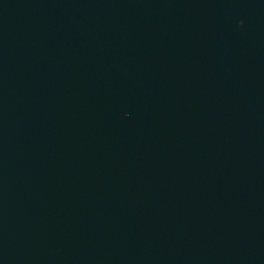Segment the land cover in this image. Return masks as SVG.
<instances>
[{"label": "water", "instance_id": "obj_1", "mask_svg": "<svg viewBox=\"0 0 264 264\" xmlns=\"http://www.w3.org/2000/svg\"><path fill=\"white\" fill-rule=\"evenodd\" d=\"M0 264H264V0H0Z\"/></svg>", "mask_w": 264, "mask_h": 264}]
</instances>
